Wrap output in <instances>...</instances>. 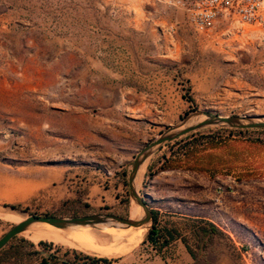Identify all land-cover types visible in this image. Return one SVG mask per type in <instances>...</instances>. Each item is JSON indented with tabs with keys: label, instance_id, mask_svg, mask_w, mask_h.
<instances>
[{
	"label": "rangeland",
	"instance_id": "374dc122",
	"mask_svg": "<svg viewBox=\"0 0 264 264\" xmlns=\"http://www.w3.org/2000/svg\"><path fill=\"white\" fill-rule=\"evenodd\" d=\"M144 1L0 0V160L64 172V180L54 175L50 187L74 186L75 197L64 195L62 201L82 196L93 210L120 211L119 204L92 206L86 199L90 188L113 189L123 201L137 153L180 119L198 110L264 115V24L222 20L202 35L209 81L204 86L203 77L194 83L184 78L183 91L194 106L172 103L170 93L145 86L139 92L142 104L114 105L119 114L137 108L138 122L123 118L114 120L115 128L108 126L100 117L110 92L133 96L129 88H113L117 79L111 70L121 61V48L113 44L120 36L117 26L124 16L139 13ZM195 58L183 66L192 77L203 74L204 66L198 70ZM150 99L155 102L148 103ZM123 122L136 125L138 134L127 136L130 129ZM220 129L228 128L194 131L163 147L148 163L156 166L150 172L147 165L140 185L150 196L159 227L168 226L186 244L194 264H264V132ZM60 205L57 196L42 193L23 210L45 216ZM134 206L131 201V218ZM131 234L137 244L130 246L123 238L126 251L107 248L103 253L109 257L102 258L155 264L152 248L140 238L142 230ZM20 237L30 240L26 233ZM46 243L53 251L83 252ZM165 255L170 264H188L177 252Z\"/></svg>",
	"mask_w": 264,
	"mask_h": 264
},
{
	"label": "crops",
	"instance_id": "0c3cea01",
	"mask_svg": "<svg viewBox=\"0 0 264 264\" xmlns=\"http://www.w3.org/2000/svg\"><path fill=\"white\" fill-rule=\"evenodd\" d=\"M153 1H144L145 3L140 5L141 10L139 13L134 14V16H124L122 18V24H118L117 26L120 36L115 40L116 43L113 44H118L121 48V51L118 53L119 60L121 61L118 63L117 69L111 70L113 80L117 79V86L113 88H129L133 96L128 98V93L122 91L124 96H120L119 98L117 93L112 90L110 95H108L109 99H105V106H102L104 114L100 118L105 120L107 122L106 124L111 126V128H115V125L118 124L114 120L122 121L124 118L123 121H129L131 123L138 122V116L135 115L137 108L130 107L128 110H131V113L119 114V111H117L119 107H115L114 105L117 103L118 105L124 104L125 102L142 104L144 98L141 97L142 95L139 92L145 86L158 89V93L161 90L163 91V95L170 93L167 95L172 98H168L170 102L180 103L183 107H190L191 103L186 100L185 91H183L185 86L184 78L187 77L191 83H194V80L198 81L203 77L205 80V83H203L204 86L209 81L206 69L207 46L203 42L205 40L203 38L205 33L197 32L193 28L188 15L183 10ZM193 47H195V51H193ZM194 54L196 56L195 61L199 66L198 70L201 69L202 64L204 67L203 74L199 71L192 77L191 75H187L188 72L183 69V66H188L191 63V57ZM123 71L126 73L121 75ZM165 89L170 90L167 91ZM176 97H178V100L174 99ZM152 98L156 99L154 95H152ZM164 100L166 99L164 98ZM138 101L140 102L138 103ZM147 102L153 103L155 101L150 99ZM124 125L127 130L130 129V131H127L130 134L126 133L127 136H136L138 134L136 125L130 123H124ZM139 135L141 134L139 133ZM128 150L131 149L128 148ZM128 150L126 149V151ZM143 174L144 170L141 171V176ZM54 175L64 180V172L60 174L56 172L54 174L53 171H49L45 167L31 165L17 166L7 164L0 160V239L10 230L9 225L13 221L15 224L22 220L20 215L11 212L5 208L6 206H20V210H23V207L26 208L31 201L41 196L42 193L45 197H47V193L54 194L61 202L65 198L64 195H67L68 198L75 197L74 186L62 185L57 186L54 190H50V187L55 183ZM118 187H121V184ZM97 192H100V197H98ZM86 199L92 206L98 208H101L103 205L116 206L121 203L119 201L120 198L114 195L113 189L96 191L94 186L90 188ZM132 217L135 219L134 209L132 211ZM75 230L69 233L66 230L63 231L53 226L48 225L45 227L44 225H39L25 233L28 239L34 243L50 242L100 257H109V255L103 252L107 248L112 249L113 246L111 245L112 241L110 242V240L106 239L105 233L88 228H82L83 233L79 232V228H75ZM127 236L128 234L126 233L124 238L127 239ZM98 240L106 242L108 247L102 248L101 246H97L98 243H101ZM134 240L135 237L128 242V245H131ZM119 241L123 242V240ZM77 245L80 248H76ZM95 245L97 247L94 248L93 252L88 250V248L90 249ZM151 251L153 253V259H155V264H170V260H165L171 259L165 255L168 252H177L181 256L180 259H184L188 264H194L195 262L186 244L180 238H177L176 235L175 239L169 245L165 246L162 251L153 249ZM115 252L118 251L115 249ZM120 263L122 264V262ZM112 264L119 263L113 262Z\"/></svg>",
	"mask_w": 264,
	"mask_h": 264
},
{
	"label": "water",
	"instance_id": "95a60500",
	"mask_svg": "<svg viewBox=\"0 0 264 264\" xmlns=\"http://www.w3.org/2000/svg\"><path fill=\"white\" fill-rule=\"evenodd\" d=\"M206 128H228L237 130H264V115H233L221 116L213 111H194L183 117L180 121L160 134L158 138L145 145L136 155L132 170L128 177L129 196L131 201L142 211V216L124 218L115 214L98 213L86 216H40L28 214L24 210L6 206L11 212H15L21 221L16 222L9 231L0 239V251L4 249L16 236L34 229L42 224H49L61 230L73 228H90L99 231H115L127 234L136 233L142 230L146 238L155 224L153 211L148 199L150 196L144 193L140 185V172L152 157L163 147L176 141L177 139L191 133ZM102 258V257H101Z\"/></svg>",
	"mask_w": 264,
	"mask_h": 264
},
{
	"label": "trees",
	"instance_id": "16d2710c",
	"mask_svg": "<svg viewBox=\"0 0 264 264\" xmlns=\"http://www.w3.org/2000/svg\"><path fill=\"white\" fill-rule=\"evenodd\" d=\"M189 91L187 90V93ZM185 98L193 106L195 101L188 94ZM219 131H227L230 133H250L254 130H236V129H220ZM264 132V130H261ZM156 166L154 162L148 165V171ZM150 175V174H149ZM126 176V175H125ZM127 186V184H126ZM120 211H110L108 209L93 210V208L86 203L82 196L76 199L62 201L58 211L54 214H47L45 216H86L98 213L115 214L124 218L130 217V206L131 200L127 193L126 198L121 201L119 205ZM15 209H20V206H12ZM154 214V213H153ZM155 224L152 230L147 235L144 243L149 244L153 250L162 251V249L169 245L172 240L175 239L174 232L168 227H159L158 219L154 215ZM203 234L206 235L207 231L203 230ZM113 235L121 240L124 238L126 233L114 232ZM189 252L190 251L189 249ZM192 254V253H191ZM113 260L101 258L97 256L88 255L84 252L79 251H66L65 253L59 250L53 251L52 245L46 242H40L35 245L34 242L27 240L23 237L16 236L10 243L0 251V264H112Z\"/></svg>",
	"mask_w": 264,
	"mask_h": 264
},
{
	"label": "built area",
	"instance_id": "2783aa9c",
	"mask_svg": "<svg viewBox=\"0 0 264 264\" xmlns=\"http://www.w3.org/2000/svg\"><path fill=\"white\" fill-rule=\"evenodd\" d=\"M183 10L197 32L209 33L219 21L264 24V0H155Z\"/></svg>",
	"mask_w": 264,
	"mask_h": 264
},
{
	"label": "bare ground",
	"instance_id": "6f19581e",
	"mask_svg": "<svg viewBox=\"0 0 264 264\" xmlns=\"http://www.w3.org/2000/svg\"><path fill=\"white\" fill-rule=\"evenodd\" d=\"M142 170H145V167L142 169ZM143 176V175H142ZM141 176V172H140V178L142 177ZM133 209H134V215H135V219H137V218H139L140 217V213H141V210L138 208V207H136V206H134L133 207ZM42 225H44L45 227H47L49 224H42ZM47 225V226H46ZM41 226V225H40ZM49 226H51V225H49ZM50 228V227H49ZM36 229H38V228H36ZM77 229V228H76ZM43 230V229H42ZM49 230H51V229H49ZM48 230V231H49ZM92 230H96V231H98L97 229H92ZM63 231H65V230H63ZM66 231H68L69 233H71V231H76L75 230V228H73V229H70V230H66ZM111 231V230H110ZM79 232H84L83 230H82V228H79ZM99 232V231H98ZM112 232H114V231H112ZM39 233V232H38ZM58 233V232H57ZM73 233V232H72ZM76 233V232H75ZM78 233V232H77ZM30 235H32L31 233H30ZM106 235V239H108V240H110V242H111V245L113 246V248L114 249H116L118 252H120V253H123L124 251H126L127 250V247L128 246H125V245H123L113 234L110 236L109 234H105ZM130 235L131 236H134V235H132L131 233L130 234H128V236H127V239H126V241L127 242H129L132 238L130 237ZM33 236V235H32ZM143 235H141L140 236V238L142 237ZM64 237V236H63ZM73 237V236H72ZM71 237V238H72ZM35 238V237H34ZM57 241V240H56ZM67 241V240H66ZM99 242H101V243H98V245L97 246H101L102 248H106V247H108V244L106 243V242H104L103 240H98ZM137 239L135 238V240H134V242L130 245V246H133V245H135V244H137ZM87 243V242H86ZM96 243V242H95ZM72 244V243H71ZM83 244V243H82ZM110 244V243H109ZM79 245V244H78ZM77 245V247L76 248H80V246H78ZM82 246V245H81ZM85 246V245H84ZM87 247H88V245H86ZM96 245L94 246V247H91L90 249L88 248V250H90L91 252H93V250H94V248L95 247H97ZM100 248V247H99ZM107 250V249H106Z\"/></svg>",
	"mask_w": 264,
	"mask_h": 264
}]
</instances>
